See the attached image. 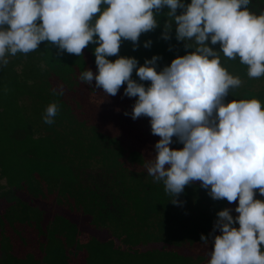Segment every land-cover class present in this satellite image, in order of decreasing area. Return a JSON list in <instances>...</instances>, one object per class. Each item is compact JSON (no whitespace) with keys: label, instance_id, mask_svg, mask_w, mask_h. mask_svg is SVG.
Listing matches in <instances>:
<instances>
[{"label":"clouds","instance_id":"1","mask_svg":"<svg viewBox=\"0 0 264 264\" xmlns=\"http://www.w3.org/2000/svg\"><path fill=\"white\" fill-rule=\"evenodd\" d=\"M251 0H0V65L7 55L28 53L48 41L58 49L81 55L90 43L97 70L88 68L82 81L107 95L136 97L133 120L150 118L155 159L148 173L162 180L174 204L185 186L200 181L214 199L237 201L233 209L217 211L212 230L200 241L208 246V264H264V106L257 98L225 101L242 81L221 65L217 48L230 58L239 57L250 77L264 75V12L247 7ZM161 36L193 49L176 55L157 70L159 54L138 63L135 56L119 55L122 39L139 46L142 33L159 25ZM182 11L177 14V9ZM151 39L143 41L150 47ZM135 69L139 81L132 78ZM140 81H150L147 86ZM55 91V89H54ZM62 92V89H61ZM57 105L43 117L53 123ZM175 137V140L173 139ZM183 147H170L173 143ZM238 224V226H236ZM219 229V232L216 230Z\"/></svg>","mask_w":264,"mask_h":264},{"label":"rangeland","instance_id":"2","mask_svg":"<svg viewBox=\"0 0 264 264\" xmlns=\"http://www.w3.org/2000/svg\"><path fill=\"white\" fill-rule=\"evenodd\" d=\"M160 15H164V13ZM43 45L45 46V53L42 52L44 51ZM210 46L217 48L221 65L232 75L239 76L242 81L239 86L231 88L225 101L254 97L259 99L262 106H264V98H260L258 95V93L264 92V75L250 77L247 70L246 74L242 73L240 68L243 65L226 57L218 49L219 43L216 45L210 44ZM39 47L37 51L41 50V56L45 62L47 61L48 69L45 62H40L36 57H32L37 54V51L34 52V50L24 53L23 57H19L18 52L15 55L6 54L8 63L0 65V200L4 199L0 209L7 210L9 213H20L26 218H37L40 216V212H45L42 218L45 223L53 222L55 215L59 213L68 217L73 216L76 218L75 222L78 223L79 228L87 234L88 238L94 235L100 241L102 240L100 244L105 245V248H107L105 249L102 246V252L100 253L106 254L109 258L113 255L111 264H179L182 260L178 259L172 262L169 255L166 256L167 250L174 249L176 255L178 253L189 254L195 262L208 264L210 249L213 246L211 240L208 246H205L202 241L189 244L190 246L180 245L175 240L173 241V238L169 236L166 238L167 232H163L164 229L159 223V220L163 218L159 214H155L149 220L141 221L140 225L143 228H137L136 234L127 232L126 229H129L128 224L122 225L125 230L124 237H122L125 240L124 242L122 239L118 240L122 232L121 227L116 224L119 222L110 223L109 220L104 221L101 218L95 220V218H91L90 215L82 212V204L80 203L82 199L77 197V192L82 191L80 178L82 177V180L87 183L89 175L91 178H94V175L100 177L101 163L99 159L78 158L76 156L78 146L99 148L97 138L103 140V133L119 137L120 146L126 152V158L121 160L124 165V167L122 166L123 169L126 167L130 168L129 171H134L141 183L157 182L158 180H155L153 176H148L146 164L155 159L156 154L153 145L160 137L151 133L149 117L141 116L133 120L130 115H125L126 111L131 113L135 101H127L128 105L124 101H119L112 112V106L109 105L111 101L109 103L108 100L103 102L97 98H92L89 104L94 108L93 112L89 115L86 109H82L86 98L79 101V77L82 70L91 68L94 72V65H96L94 48L96 43L90 42L82 50L81 55L60 50L55 44L48 41L40 42ZM61 60H65L68 65L73 66L74 70H71V73L66 76L67 81L65 82L62 77L64 75H62ZM17 74L20 78H15ZM27 81L31 84L34 81L39 84L40 90H45L41 93L36 92L31 88L32 86L27 87ZM64 83H67L69 88H65ZM94 83L95 81H92V85H95ZM92 85L89 84L91 87ZM72 89L74 90L72 91ZM81 91L84 92L83 89ZM103 92L102 90L100 94ZM37 94L44 100L48 97L50 104L55 103L57 105V113L53 118V123H45L43 117L49 103L44 106L45 101L36 100ZM86 94L84 92L83 96L86 97ZM109 97L112 98L111 95ZM80 123H85V125L79 126ZM95 124H97L96 128L94 127ZM90 126L92 127L90 128ZM86 133L90 135L89 140L85 137ZM173 139L175 140V137ZM105 144H108V142ZM109 145L115 148V150H111V154H117L118 146L112 145L110 142ZM170 147L180 148L183 146L177 142L171 144ZM134 151L140 157H143L145 162L141 163L139 159L133 160L131 156ZM139 156L138 158H140ZM118 165H120V162H118ZM129 175L126 178V181H128L126 184L132 186V177H129ZM68 176H73L75 181L65 180ZM33 180H38L39 186L37 189L41 191L43 188L46 196L40 192H30V189L33 188ZM51 180L61 181L64 183L63 188L68 190L50 192L47 183L50 184ZM200 183V181H194L185 186L184 192L179 194L182 207L185 198L188 200V204L186 202L184 205L189 212H192L188 205L193 199L190 200L189 198H195L196 201L193 200L195 207L201 206L203 209L208 205L209 209H213L211 214H208L212 221L216 219L217 211L224 207L233 209L232 215L234 217L238 215L234 211L238 200L231 203L226 199L207 202L206 199L209 196H205L200 191ZM24 187L27 189H23ZM72 191L76 193V203H74L75 197L70 195ZM206 194H208L207 191ZM189 195L191 197L188 198ZM256 195L257 198L264 199L258 192ZM121 197L126 204L132 202V198L126 195H121ZM203 217L207 219V215L204 214ZM15 222L17 223L16 220ZM209 226V228L207 227L206 236L212 230L213 223L212 226ZM216 231L219 232V229ZM5 234L4 227L0 224V252L2 243L7 238ZM151 235L155 238L150 237ZM136 238L140 242H133ZM108 239H114L115 243H108ZM167 243H171L172 246L167 248ZM132 245L130 251H127L129 246ZM164 247L163 252L152 251V248L162 250ZM138 248L141 252L150 250L151 256L138 260L136 258L135 263L126 261L127 259L134 261L132 252ZM116 252H121V254ZM143 255L145 254L142 253ZM106 259L108 258L106 257Z\"/></svg>","mask_w":264,"mask_h":264},{"label":"trees","instance_id":"3","mask_svg":"<svg viewBox=\"0 0 264 264\" xmlns=\"http://www.w3.org/2000/svg\"><path fill=\"white\" fill-rule=\"evenodd\" d=\"M247 7L250 11L260 14L261 12H264V0H251V3ZM162 31L159 30V28H156L150 32L142 33L138 42L139 46L135 49L133 48L132 41L122 39L119 52L116 55L109 56L108 59L115 60L119 55L135 56L138 59V63L143 64L145 58H151L154 54H159V56L161 57V59L157 62V70H159L164 65L170 63L176 55H183L186 52H190L193 50L191 48H185L184 41L176 40L175 28L171 30V39L169 40H165L162 38ZM147 39H151L152 44L150 47L146 48L143 46V41ZM43 47L44 51L42 52L45 53V46L43 45ZM39 48L40 47H38V49ZM36 51L37 49L34 50V52ZM38 51L37 54H34V56L32 57H36L40 62H45L44 58L41 56V50ZM18 55L19 57H23L24 53L18 51ZM231 60L235 61L238 64H242L243 66H241L240 70L242 73L246 74L248 66L241 63L239 57ZM60 62L63 69L62 75H64L62 77L65 82L67 81L66 76L71 73V70H74L72 68L73 66L68 65L65 60H61ZM45 65L48 69L49 66L47 65V61L45 62ZM96 70L97 65H94V72ZM84 71L85 70H82L81 72ZM15 78H20V76L17 74ZM132 78L139 81V77L136 75L135 69L133 70ZM79 80V101H82L86 98L84 100L82 109H86L87 114L89 115L94 110V108L89 104L92 98H97L103 102H106V100H108L109 103L111 101L109 105L112 106V112L114 111V106L118 104L119 101H124L125 104L128 105L127 101L134 102L136 100V97H128L123 94V89L124 87H126V83L121 86L115 96H112V98H110L106 92L100 94L102 89H96L94 86H89V83L86 81H82L80 77ZM93 81H95V79H93ZM140 82L144 83L146 86L150 84V81ZM32 83L33 84L27 81V87L32 86L31 88L34 91H39L40 93L41 91L45 90H40L39 84H36L34 81ZM64 85L66 86L65 88H69L67 86V83H64ZM81 89H83L84 92L87 93L86 97L83 96L84 92H82ZM73 90L74 89H72V91ZM38 94L36 96H38ZM258 95L260 98H264V92H260L258 93ZM47 98L48 97H46V100H44V98L38 96L36 97V100L38 99L42 102L45 101L46 104L44 106H46L47 103L50 102V100H48ZM68 109L70 110V108ZM97 117L99 118V116ZM100 117L102 118L103 116ZM85 123H80L79 126L83 124L85 125ZM91 127L92 126H90V128ZM94 127L96 128L97 124H95ZM90 132L92 131L90 130ZM103 135V140L97 138V146L99 148H87L78 146L77 149L78 154L76 153V156L78 158L99 159L101 163L99 171L100 177L94 175V178H91L89 175V177H87V183L86 181L82 180V177L80 178V182H82V191L77 192V197L79 199H82L80 200V203L82 204V212L90 215L91 218H94L93 214H95L96 212H100L98 209V205L101 204L98 203L101 202V200H99L98 202L97 199H101V196L104 194L103 196L108 195L111 200H114V203H116L115 206L117 208H121L120 206L118 207V203L122 206V213L117 214V212H108L101 216L103 217L102 220H109L110 223H116V221L119 222L116 224L121 227V234H125V230L122 228V225L128 224L129 229H126L127 232L129 234H136L137 228H143L142 225H140L141 221L149 220V218H153L155 214H159V216L161 215L163 218L159 220V223L164 229L163 232H167L166 238L169 236L173 238V241L175 240L176 243L178 242L183 246L189 244L191 245L200 241L198 239L200 238L201 234L198 226H204L206 227V229L210 227L209 225L212 226V223H214V221H212V218H210L208 214H211V210L213 209H209L208 205H206V207L203 209L201 206L195 207V203L193 202V200L196 201V199L189 198L191 197V195H189L188 198L190 200L193 199L188 205L192 210V212H189L187 207H185L184 205L186 202L188 204V200H186L185 198L183 199V207L181 206V204L172 203L171 200L174 198V195L165 190V185L162 180L157 182L141 183V180L137 178V175L134 171H129L130 168L126 167L125 169H123L124 165L123 163H121V160H123V158H126V152L123 151L120 146L119 137L117 138L116 136L106 135L105 133H103ZM85 137L87 140H89V133H86ZM107 142L108 144L110 142L112 145L118 146L117 154H111V150H115V148H113L112 146L110 147V145L108 146V144H105ZM181 145L183 146L182 143ZM138 156L139 154H136V151H134L131 157L135 161L139 159L141 163L145 162L143 157L139 156L141 158L140 159L138 158ZM116 161L117 164L115 165ZM118 162H120V165H118ZM128 175L129 177H132V186H127L126 184V182H128L126 181ZM73 176H68L65 180L75 181ZM148 176H150L149 173ZM51 181L52 182H50V184L46 182L47 186H49L50 192H53L55 190H57V192H61V190H68L63 188L64 183H62L61 181ZM104 181L109 183L107 187L103 186L105 184L103 183ZM100 182H102L103 185L100 184ZM38 184V180H33V188L30 189V192H40L43 195L45 194L46 196L43 188L41 191L37 189L39 186ZM199 189L202 193H204L205 196H209L208 194H206V189L202 188L201 186ZM70 195L72 197H75L76 193L72 191ZM121 195H126L132 198V202L130 204H126L122 201L123 196L121 197ZM209 197H207L206 199L207 202L214 201V199ZM74 203H76V197L74 198ZM8 213L6 210H4L2 212V215L0 214V217L2 218V225L4 227V234L6 233L5 237L9 239L8 240L6 238L5 242L2 243L0 252V264H111L113 262V255L111 258H109V256H107L106 254L100 253L102 252V246H104L105 248V245L100 244L102 240L100 241L94 235L89 236L88 238L87 234L79 228L78 223L75 222L76 218L73 216L68 217L64 214L59 213L55 215L53 222L50 221L45 223L42 221L45 212H40V216L37 218H26L20 213L15 214L14 212H11L12 215L10 214L11 216H9ZM204 214L207 215V219L203 217ZM15 220L17 221V223L15 222ZM236 226H238V224ZM11 229L13 231H11ZM150 237L153 236L151 235ZM139 241L140 240L136 238L133 242ZM6 242L7 244L5 245ZM167 244V248H170L172 246L171 243ZM164 250L165 247L162 248V250H159L158 248L157 250L152 249V251L158 253L163 252ZM174 250L166 251V256L169 255V259H171L172 262L180 259L182 260L181 263L183 264H200L199 262H195L189 254L178 253L176 255V250ZM116 253L121 254V252ZM144 254L145 255H143L141 259L146 257L149 258L151 256L150 250H148ZM106 257L108 259H106Z\"/></svg>","mask_w":264,"mask_h":264},{"label":"flooded vegetation","instance_id":"4","mask_svg":"<svg viewBox=\"0 0 264 264\" xmlns=\"http://www.w3.org/2000/svg\"><path fill=\"white\" fill-rule=\"evenodd\" d=\"M185 2L188 3V2H190V0L189 1H185ZM166 11H167V8H163V9H161L160 13H158L159 25H158L157 28H159V30H161V31H162L164 22L167 20V17H166V15H160V14L161 13H165ZM181 11H182V9L178 8L177 9V14H179ZM173 29H174V27H173ZM103 183H105V184L103 185ZM103 183L100 182V184H102L104 187H107V185H109L108 182L104 181ZM23 189H27V188L24 187ZM103 195L101 196V199H97L98 202H99V200H101V202H103V203H101V202L98 203V204H101V205H98V209H99L100 212H96L95 214H93V217L95 218V220L96 219H100V218L103 219V217H101V216L106 214V213H108V212H111V213H116L117 212V214H121L122 213V210H121L122 206L119 203H118V207L120 206L121 208H117L115 206L116 203H114V200H111L110 197H108V195H106V196H103ZM2 201H4V199ZM2 201L0 200V205L2 204ZM2 212H3V210L0 209V214L1 215H2ZM7 213H8V211H7ZM8 214H9V216L12 215L11 213H8ZM109 217H110V215H109ZM0 224H2V218L1 217H0ZM198 229L200 230V234L201 233H204V234L207 233V229L204 226H200L199 225ZM11 231H13V230L11 229ZM122 237H124L123 234H121L119 236L118 240L120 241L122 239ZM122 240L125 242L124 239H122ZM198 240H200V238ZM114 241H115L114 239H108L107 242L108 243L112 242V244H113V243H115ZM131 247H133V245L129 246V250H127V251H130ZM152 249H154V248H152ZM147 251L148 250L141 252L140 249L138 248L136 251L132 252L133 253L132 255H134V261H131L130 259H127L126 261L134 263V262H136L138 259H140L142 257V253H146ZM136 258H137V260H136Z\"/></svg>","mask_w":264,"mask_h":264}]
</instances>
